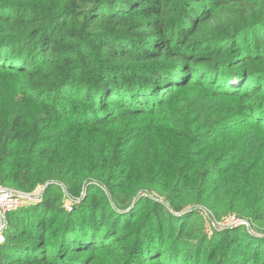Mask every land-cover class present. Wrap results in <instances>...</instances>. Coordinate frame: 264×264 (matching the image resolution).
<instances>
[{
	"label": "trees",
	"instance_id": "trees-1",
	"mask_svg": "<svg viewBox=\"0 0 264 264\" xmlns=\"http://www.w3.org/2000/svg\"><path fill=\"white\" fill-rule=\"evenodd\" d=\"M0 75V181L86 185L8 212L0 264H264L241 226L190 235L178 199L208 165L192 187L264 222V0H0Z\"/></svg>",
	"mask_w": 264,
	"mask_h": 264
},
{
	"label": "rangeland",
	"instance_id": "rangeland-1",
	"mask_svg": "<svg viewBox=\"0 0 264 264\" xmlns=\"http://www.w3.org/2000/svg\"><path fill=\"white\" fill-rule=\"evenodd\" d=\"M4 77L5 76L0 75V82H2L0 83V92H1L0 105L4 110H8L12 105L11 100L15 98L16 95H13L8 91V87L5 84ZM238 120L237 122H242ZM247 124L251 127H256V124L253 122L252 123L249 122ZM237 135L238 133L229 134L226 136L229 138V141H234ZM242 137H244V139L248 141L252 139L253 132L248 131L247 133L242 134ZM261 151L253 154L251 160L244 161L243 166L248 167L253 162V160H260L262 158ZM207 152L209 151L204 152L201 156H204ZM12 160L13 159H7L5 163L9 164V162H11ZM211 161L213 160L210 159L208 163ZM220 165H223V163H220ZM209 167L210 166L206 165L205 168H201L195 173L193 172L188 173L187 178H190V184L182 190L181 195L178 198L182 203V211L180 213L188 214L187 215L188 217L186 216V218L188 220L187 226L189 227V229L187 230L188 232H190L189 234L192 235L194 238L207 239L210 235L214 233V231L218 229L231 227V226H241V229L244 230V232H246V234H248L249 236L254 238L264 239V222L262 220L252 221L237 211H230L226 209V207L222 203H220L219 196H220L221 186L218 187L216 186L215 182H213L212 184L214 185V187L216 186V188L214 189V191H212L209 194L207 193L200 194L197 192L195 188L192 187L193 185L192 181L196 178H200V177L204 178L205 177L204 172L208 170ZM168 177H169V173L166 172V176L161 178L160 181L168 183L169 181ZM220 178L221 177H218L217 181ZM10 180L11 179H8V181H4V182L0 181V187H7L14 190L24 191L32 195L31 199L24 201V203H22L21 205L31 203L36 200L38 201L39 199H41L45 189L51 184L52 185L54 184L52 187H50L51 190L53 191L57 190L59 192L61 196L60 202L66 205L67 209H69L70 211L73 204H77L78 201L81 199V197H84L86 195V185L82 184L79 190V196L75 197L76 198L75 200L74 197L70 196L69 193H67L68 191L67 182L61 179H57L54 182L49 181V182L39 183L35 185L32 189H30V191L19 189L16 185H13L10 182ZM69 185H71L70 182ZM156 185H160V184L157 183ZM104 191L108 199H112L109 190L106 189ZM114 194L117 197H119L120 200L124 198L123 191L120 188L115 187ZM146 194L154 199L160 200L163 204L167 203L166 201L167 199L164 196L165 194L164 191L162 193L160 190L155 189L151 193H146ZM133 203H134L133 201H130L128 208H132ZM21 205H19L18 207H20ZM204 210H206L207 213H205ZM6 222H7V215H6L5 224L2 227V231L0 232V241L2 239L3 232L6 230Z\"/></svg>",
	"mask_w": 264,
	"mask_h": 264
},
{
	"label": "built area",
	"instance_id": "built-area-1",
	"mask_svg": "<svg viewBox=\"0 0 264 264\" xmlns=\"http://www.w3.org/2000/svg\"><path fill=\"white\" fill-rule=\"evenodd\" d=\"M32 198V195L24 191L14 190L7 187H0V232L5 224L8 212L17 208L24 201ZM205 213L206 210H204Z\"/></svg>",
	"mask_w": 264,
	"mask_h": 264
}]
</instances>
